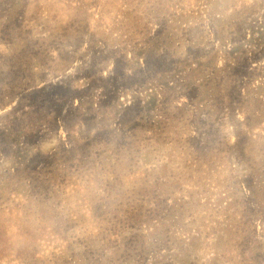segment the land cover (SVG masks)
I'll return each instance as SVG.
<instances>
[{
	"label": "rangeland",
	"instance_id": "1",
	"mask_svg": "<svg viewBox=\"0 0 264 264\" xmlns=\"http://www.w3.org/2000/svg\"><path fill=\"white\" fill-rule=\"evenodd\" d=\"M0 264H264V0H0Z\"/></svg>",
	"mask_w": 264,
	"mask_h": 264
}]
</instances>
